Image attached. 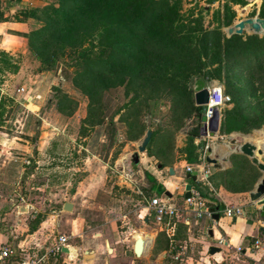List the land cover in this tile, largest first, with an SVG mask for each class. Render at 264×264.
<instances>
[{"label": "rangeland", "instance_id": "obj_1", "mask_svg": "<svg viewBox=\"0 0 264 264\" xmlns=\"http://www.w3.org/2000/svg\"><path fill=\"white\" fill-rule=\"evenodd\" d=\"M169 1L178 13L175 26L186 25L192 14L199 27L213 31L222 26V35L233 37L229 51L221 38L220 56L208 59L204 67L187 66L185 44L178 41L172 55L165 42L145 34L156 14L107 35L84 14L88 0H0V245L22 246L17 263L46 255L40 264H81L86 250L96 252V257H85L90 264H246L244 245L239 252L227 249L209 257L206 245L213 241L202 226L186 225L179 212L157 221L149 202L154 194L163 196L164 189L159 183L150 193L144 174L162 171L166 177L173 168L181 175L187 165L193 170L203 166L201 173L209 172L216 182L203 184L205 192H212L209 204L225 198L223 192L216 196L222 184V191L240 194L228 196L230 202H246L230 206L243 205L250 221L263 222L249 193L264 174L237 147L258 145L257 139L264 138V117L254 119L264 105V33L229 37L226 29L243 19L264 17V0ZM120 3L126 6L127 0ZM227 15L234 19L224 27ZM147 43L151 54L145 58L141 53ZM82 47L103 52L86 58L77 54ZM197 79L229 97L217 109L219 125L213 136L203 135L200 117L206 108L201 116L196 111ZM148 130L153 135L139 153L140 163L133 165L131 157ZM194 133L191 151L189 136ZM209 148L221 161L220 173L204 161ZM32 150L35 155L28 158ZM192 157L195 163L188 162ZM65 203L72 204L71 211L63 210ZM176 203L183 208L181 200ZM220 225L228 234L252 230L239 219L231 226L221 219ZM35 228L41 232L29 236ZM177 229L179 241L170 236L168 247L158 245L167 238L166 230L176 235ZM134 231L151 236L139 258L124 252ZM252 233L264 240L258 226ZM59 236L79 248L77 258L53 250ZM252 242L246 246L248 259L255 252ZM115 247L113 258L109 250Z\"/></svg>", "mask_w": 264, "mask_h": 264}, {"label": "trees", "instance_id": "obj_2", "mask_svg": "<svg viewBox=\"0 0 264 264\" xmlns=\"http://www.w3.org/2000/svg\"><path fill=\"white\" fill-rule=\"evenodd\" d=\"M120 2L121 0H93L92 2L91 0H88V4L84 8V14L92 17V19H94V22H99L97 25H99L103 31L107 32V35L114 34V31H118L122 26L123 29H130V27L134 26L133 24H136V22H146L148 21L149 15L156 14V21L151 26L147 25L146 27H144L145 34L147 35L149 33V37L158 38L161 42H165L166 47H169V53H171L172 55L177 54L174 47H176L175 45L176 43H178V41L179 43L185 44L183 56L186 59L187 66H189L190 64L198 63L202 67H204L208 59L216 58L217 55L220 56L219 46L221 38H224L222 39V42L224 43L223 45H225V47L229 43H231V39H233V37L230 39H226L222 35L220 30L222 26L217 27L213 31H209L207 29L199 27V24L197 25L198 20L192 17L193 14L189 15V19L185 21L187 23L186 25H182L180 27L175 26L174 23L176 18L179 19L178 13L174 10V7L169 0H127L126 6L124 5V3ZM227 16L228 17L224 22V27L230 26L234 19L233 15ZM262 19H264V17H262ZM93 30L94 28H91L90 31ZM214 35L220 36V39L218 38L214 42H211L209 38L210 36ZM229 47H226L225 49L229 51ZM92 48L96 49L95 45H92ZM94 49L87 50L86 48L82 47L77 51V54L82 57L90 58L92 55L100 56V54L103 52L102 50L98 49L96 53H94ZM141 54H143L145 58L148 57V54H151V49L148 43L147 45L144 44ZM227 55L230 56V54ZM189 75L191 76V73ZM260 84H262L264 88L263 80L260 82ZM249 85L251 86V89H256L255 83L252 82ZM234 88L236 89V87L233 85V89ZM154 105H158V101H155ZM203 110L204 107L197 106L196 111L198 116L202 115L201 113ZM258 111L259 114L256 115L254 119L264 117V105L259 106ZM259 124L261 125V123ZM196 136L197 134L195 133L189 136V146L191 147V151H194L192 142ZM190 154H192V152H190ZM150 157H152L151 159H154L153 156ZM188 162L195 163V159L193 157L188 158ZM163 168L164 166L161 165L160 170ZM144 175L147 181L151 184V186L149 187V192L153 193L154 186L156 185V180L148 172H145ZM184 179L189 183H193L191 182L190 178L185 177ZM209 179L210 181H212L211 175L208 176V180ZM193 185L195 187H199L203 197H209V199L212 198V192L210 191L209 194L205 192L203 183L198 182ZM217 206L218 205H214L213 208H216ZM175 233L176 235L174 234L173 237L174 243L176 242V240H178L177 237L179 235V229H177ZM159 240H161V238L156 240L155 242L158 243ZM185 241L186 239H184L183 242L185 243ZM162 242L163 243H160L158 245L163 244L165 245V247H168L169 243L167 241V238L164 237ZM163 251H165V248H163Z\"/></svg>", "mask_w": 264, "mask_h": 264}, {"label": "crops", "instance_id": "obj_3", "mask_svg": "<svg viewBox=\"0 0 264 264\" xmlns=\"http://www.w3.org/2000/svg\"><path fill=\"white\" fill-rule=\"evenodd\" d=\"M256 2H258V1H256ZM27 157H28V155H27ZM264 157V155L262 156V158ZM212 158H216V159H218L219 160V162H220V164H221V161H220V159L219 158H217V157H213V150H212ZM247 158V157H246ZM261 158V159H262ZM146 160L147 161H150L149 160V158H146ZM152 160V159H151ZM146 161V162H147ZM250 161V160H249ZM139 163H140V157H139ZM262 163H264V161H262ZM137 166V165H136ZM222 166V165H221ZM173 169V168H172ZM148 170V169H147ZM204 169H203V166H200V165H198V167L196 168V169H194L193 170V172L191 173V174H188V173H184L183 171H181L182 173H181V175H178L177 174V171H175V169H173V171H174V174L173 175H170L169 174V169L167 170V172H166V177H163L162 175L164 174L162 171H157L156 172V174L153 172V173H151V175L155 178V180L158 182L155 186H154V189L156 188V187H158V184L159 183H162V187H163V189H164V192L165 191H168L169 193H170V197H168V198H172V202L176 205V207H177V209L179 210L178 212L179 213H181L182 215H183V217L185 218V216H184V212H183V208H184V201H183V197L184 196H182L181 195V193H182V187H183V185L184 184H186V183H189L188 181H185V177H187V175H191V176H196L197 177V179L198 180H201V172L203 171ZM223 171V167H222V169H220V170H218V169H216V172L217 173H220V172H222ZM148 173H149V171H148ZM262 173V172H261ZM215 174V173H214ZM262 174H264V173H262ZM157 175V176H156ZM209 176V175H208ZM262 178H264V177H262ZM261 180V179H260ZM259 180V181H260ZM258 181V182H259ZM205 182H207V183H210V184H212L213 183V185L216 183V182H212V181H210V179L208 180V177H207V181H204L203 182V184H205ZM217 182H218V180H217ZM258 182L256 183V185L258 184ZM255 184H253V186H254ZM256 185H255V187H256ZM185 186V185H184ZM224 187V185H222V184H220L219 185V194H216V196L217 195H220L222 192L224 193V197L225 198H222V199H220V200H216L215 199V204H210V205H212L211 206V208L213 209V211H215V214H218L219 215V219L216 221V220H214L215 221V223H212L211 221H210V225H207V221H209V220H206V219H200V220H192V224L191 225H195V226H197V225H200V226H202L203 227V229H204V233L207 235V238H208V240L209 239H211L213 242H209L207 245H206V253H208V256L209 257H212V256H214V255H209V250H210V248L211 247H215V248H217L216 247V245H217V238L219 237V236H222V237H224L225 239H227V241H229V243L231 244V248L229 249V251H232L233 253L235 252H239V250H240V248L244 245V248L242 249V256L241 257H243L242 258V262L243 263H246V264H264V250H260V251H256L255 249V252H253V257H252V259H248V258H246L245 257V255H246V253L248 252L247 251V247L246 246H250V245H247V243H248V241L249 240H252L253 242L252 243H254V241L255 240H259V239H257V238H253V233H252V230H253V228H255V226H258L259 227V229L261 228V227H263L264 226V221L263 222H256V224H255V222L253 223V221H250L248 218H247V216H246V214H245V212H244V214L243 215H238L236 218H227V217H225L224 216V210H222L221 208H220V204L221 203H223L224 205H225V208H227V207H230V208H239V209H242L243 210V205H241V206H230L229 204L231 203V204H233V203H239V204H241V203H246L245 201L244 202H240V201H233V202H230L229 201V197L228 196H239L240 194H236V195H232V194H228L227 192H224V190L222 191L221 189ZM255 187H254V189H255ZM253 189V190H254ZM154 196H155V194H154ZM221 197H222V195H220ZM207 198H209V197H206L205 199L208 201V199ZM178 199L179 200H181L182 202H183V208L182 207H178L177 206V203H176V200L178 201ZM214 205H218L216 208H213V206ZM258 208H259V206H258ZM181 210V211H180ZM260 212V211H259ZM178 214V213H177ZM221 219L223 220V221H226L227 222V224L228 225H233V224H235V223H237V219H239L241 222H243V223H247L248 225H251V227H252V230L251 231H248V232H243L241 235H239V234H234V233H226L225 231H223V228H221V225H220V221H221ZM217 225H220V228H218L217 227ZM209 230H211L212 231V233H213V235H212V238H210L211 236L208 234V231ZM222 230V232H220ZM41 232V229H35L32 233H31V235H29V236H31V237H35V236H37V234H39ZM262 233V232H261ZM140 235H143V236H145V237H147V241L146 242H148V239H151V236H146L145 234H141V233H137L136 231L135 232H132L131 233V237L133 238V240H135V239H137V237L138 236H140ZM100 236V235H99ZM100 238V237H99ZM243 239H246V241L247 242H245V243H243L244 242V240ZM232 240V241H231ZM237 240V241H236ZM260 242H262V244L264 245V240H259ZM252 243H251V246H252ZM147 244V243H146ZM67 247L69 248V249H71L72 250V254L70 255V254H65V256L68 258V259H71V258H77L78 256H76L77 255V252H76V250L75 249H79V248H77L76 246V248L75 247H73V246H71L68 242H67ZM135 246V245H134ZM134 246H133V249H132V242H131V245L129 246V245H127V248H129L128 249V251H124L125 253L126 252H130L131 253V255L134 253ZM145 247H146V245H145ZM227 249H224V251H223V249L219 252V253H216L215 255H221V254H223L225 251H226ZM245 250V251H244ZM107 251V250H106ZM117 251H118V247H115V248H113L112 250L110 249L109 250V253H110V255L113 257V258H115V255H116V253H117ZM133 251V252H132ZM145 251V250H144ZM92 255V256H91ZM143 255V254H142ZM141 255V256H142ZM81 256H82V259H80V263L81 264H90V261L89 260H86V258H90V257H96V252H92V253H90V252H87L86 250H83L82 251V254H81ZM140 256V257H141ZM86 257V258H85ZM39 258H41L42 260H41V262H45V258H46V255H41ZM135 258H139V257H135ZM90 260H92V259H90ZM40 262V263H41ZM39 263V264H40ZM48 264V263H47ZM103 264H111V262L110 261H107V260H105L104 262H103Z\"/></svg>", "mask_w": 264, "mask_h": 264}, {"label": "water", "instance_id": "obj_4", "mask_svg": "<svg viewBox=\"0 0 264 264\" xmlns=\"http://www.w3.org/2000/svg\"><path fill=\"white\" fill-rule=\"evenodd\" d=\"M253 5V4H251ZM244 31H249L255 34H262L264 33V19L262 18H247L238 21L231 27H228L226 29L227 36L232 35H242ZM194 101L196 106L204 107L208 103V90L205 87V82L202 79H197L194 83ZM201 122L203 124V135H210L213 136L218 131V112L215 111L213 114V117L211 119H207V116L203 114L201 116ZM209 132H208V131ZM152 136V131H147L145 134V137L141 140L140 144L137 147V152H135L131 157V163L133 165L139 164V153H144L146 151V147L148 143L150 142ZM233 144L237 143V140L232 141ZM237 152L241 155H244L247 157L250 162L262 173H264V163L261 162L260 157L264 155V146L263 147H257L256 145L244 142L241 143L237 147ZM35 151L32 150L31 153L28 155V158L34 157ZM205 163L212 165L215 169H222V166L218 159L212 158V149H207L205 156H204ZM160 165H158V168ZM169 174L173 175L174 171L172 168L169 169ZM187 178H190L191 182H195L197 180L196 176L187 175ZM190 189H191V183L185 184L184 190V198L187 199L190 196ZM164 195L166 197H170V193L168 191L164 192ZM249 200L257 204L259 206L260 210V216L263 218L264 221V178H262L258 184L256 185L255 189L249 193ZM73 208L71 203H65L63 205V210L65 211H71ZM220 208L222 210L225 209V205L223 203L220 204ZM25 210V208L23 209ZM214 220L219 219L218 214L213 215ZM144 221L147 223L148 219L145 218ZM262 233H264V228L261 227L259 229ZM208 234L212 237L213 233L211 230L208 231ZM145 250V240L141 237L137 238L134 246V254L136 257H140L142 253ZM61 252L65 254L70 253V249L68 247H62ZM220 249L211 247L209 250V255H215L216 253H219Z\"/></svg>", "mask_w": 264, "mask_h": 264}, {"label": "built area", "instance_id": "obj_5", "mask_svg": "<svg viewBox=\"0 0 264 264\" xmlns=\"http://www.w3.org/2000/svg\"><path fill=\"white\" fill-rule=\"evenodd\" d=\"M208 90V103L204 106L206 108L205 115L207 116V119H211L213 117V114L217 109L225 104L229 97H227L223 91L220 88H212L207 89ZM208 131V130H207ZM209 132V131H208ZM198 167V165H197ZM186 172L188 174H191L193 172V168L190 166H186ZM209 175V172H204L201 174V180H196L195 182L191 183V189H190V196L189 198L185 199L183 197L184 201V216H185V224L189 225L191 223V220H200V219H206L211 221L212 223H215L213 220V215L215 214V211L211 208V205L208 203V201L205 199V197L202 196L199 187H195L193 184L204 181H207V177ZM187 184V183H186ZM185 185V184H184ZM182 187V193L181 195L184 196L185 190L184 186ZM172 198H168L165 195L163 196H154L151 198L149 202V207L153 210L155 219L157 221H162V219H171L178 213V209L176 205L172 202ZM181 211V210H180ZM224 216L227 218H236L238 215H243L244 211L239 208H230L227 207L224 210ZM169 232V230H166ZM68 239L65 236H59L57 241L54 244L53 250L56 253H61L62 247H67ZM216 247L222 249H230L231 244L227 239H225L222 236H219L217 238V245ZM254 249L256 251L264 250V245L259 240L254 241L253 245ZM19 251H23L21 245H7V246H1L0 245V264H39L41 262V258H37L33 260L31 263L28 261H22V263H17L16 259L19 255Z\"/></svg>", "mask_w": 264, "mask_h": 264}, {"label": "bare ground", "instance_id": "obj_6", "mask_svg": "<svg viewBox=\"0 0 264 264\" xmlns=\"http://www.w3.org/2000/svg\"><path fill=\"white\" fill-rule=\"evenodd\" d=\"M252 144H254V143H252ZM257 144L259 145V146H261V147H263L264 146V138H258L257 139ZM254 145H256V144H254ZM258 145H256L257 147H259ZM138 233V232H137ZM139 237H141V238H143L144 240H146L147 241V237H145V236H143V235H140V236H138L137 238H139ZM145 241V245H146V242ZM144 253V252H143ZM142 253V254H143ZM70 255L72 254V250L70 249V253H69Z\"/></svg>", "mask_w": 264, "mask_h": 264}, {"label": "flooded vegetation", "instance_id": "obj_7", "mask_svg": "<svg viewBox=\"0 0 264 264\" xmlns=\"http://www.w3.org/2000/svg\"><path fill=\"white\" fill-rule=\"evenodd\" d=\"M148 221H149V219H148ZM147 223H148V222H147ZM134 232H135V231H134ZM165 234H166V236H167V238H168V239H167L168 243H172V242H173V239H171L170 236H174V234L170 235L169 232H167V231H166ZM130 237H131V234H130ZM210 238H212V237H210ZM136 240H137V239L133 240V238L131 237V240H130V241L132 242V249H133V246L135 245ZM217 248H218V247H217ZM219 249H220V248H219ZM220 251H221V249H220ZM132 252H133V251H132ZM133 256L136 257L134 253H133Z\"/></svg>", "mask_w": 264, "mask_h": 264}]
</instances>
